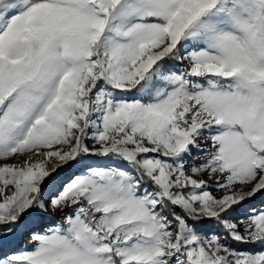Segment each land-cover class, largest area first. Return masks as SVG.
<instances>
[{
    "label": "snow or ice",
    "instance_id": "obj_1",
    "mask_svg": "<svg viewBox=\"0 0 264 264\" xmlns=\"http://www.w3.org/2000/svg\"><path fill=\"white\" fill-rule=\"evenodd\" d=\"M257 198L264 0H0V264H264Z\"/></svg>",
    "mask_w": 264,
    "mask_h": 264
},
{
    "label": "rangeland",
    "instance_id": "obj_2",
    "mask_svg": "<svg viewBox=\"0 0 264 264\" xmlns=\"http://www.w3.org/2000/svg\"><path fill=\"white\" fill-rule=\"evenodd\" d=\"M252 206H255V207L259 208V207H264V204H262L261 200L259 198H257V199H255L253 201L248 202V204L245 205L246 208L252 207ZM205 227L210 233L214 230L213 223L211 221L207 222ZM25 243H29L27 241V238H25ZM234 246L237 247V248H242V247H240V246H242L240 244L239 245L237 244V245H234Z\"/></svg>",
    "mask_w": 264,
    "mask_h": 264
},
{
    "label": "trees",
    "instance_id": "obj_3",
    "mask_svg": "<svg viewBox=\"0 0 264 264\" xmlns=\"http://www.w3.org/2000/svg\"><path fill=\"white\" fill-rule=\"evenodd\" d=\"M239 245V244H238ZM240 247H242V248H244V247H246L245 245H242V246H240Z\"/></svg>",
    "mask_w": 264,
    "mask_h": 264
}]
</instances>
